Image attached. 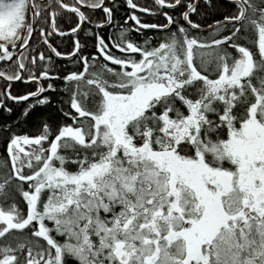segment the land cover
Instances as JSON below:
<instances>
[{
  "label": "snow or ice",
  "instance_id": "obj_1",
  "mask_svg": "<svg viewBox=\"0 0 264 264\" xmlns=\"http://www.w3.org/2000/svg\"><path fill=\"white\" fill-rule=\"evenodd\" d=\"M124 3L0 0V264H264V0Z\"/></svg>",
  "mask_w": 264,
  "mask_h": 264
},
{
  "label": "trees",
  "instance_id": "obj_2",
  "mask_svg": "<svg viewBox=\"0 0 264 264\" xmlns=\"http://www.w3.org/2000/svg\"><path fill=\"white\" fill-rule=\"evenodd\" d=\"M106 2L107 3H113V2H115V0H106ZM135 2L140 4L141 6H144V7H150V8L154 7L153 0H135ZM128 12H129V9L127 8L126 4L124 3V0H119V7L114 9V23L123 24L125 17L128 15ZM138 15L141 16V19L146 20V21H157V22H159V21L163 20L162 17L152 16L148 13H139L138 12ZM99 18H100V14L98 13L97 19H99ZM193 19H197V17L194 16ZM100 31H101V34L104 35L106 39H108L109 37L114 38V34L116 32V29L110 30L109 28H103ZM131 36L137 40L140 39L139 35L135 32H132ZM37 47L40 48L41 50H44L46 55L48 54L46 48H43L41 45H38ZM89 50L91 51L94 49H89ZM0 68H3L2 62H0ZM4 70L10 71L11 69H4ZM55 83L57 84V88L59 89L61 82L55 81ZM4 87H5L4 82L2 80H0V89H3ZM11 91L13 92V94L22 93L24 91L23 83L22 82L21 83L13 82V86L11 88ZM62 95L63 94H61L58 97L56 94H53V100L62 98ZM13 105H14V102L9 101V106H13ZM48 111H49V114H50L54 123L60 119L59 113L55 112L52 109H49ZM17 112H18V110L15 107H13L12 113H7V112L0 110V124H3V123L12 124L16 119ZM22 127L25 130H27V126L22 125ZM2 153H3V148L0 147V154H2Z\"/></svg>",
  "mask_w": 264,
  "mask_h": 264
}]
</instances>
